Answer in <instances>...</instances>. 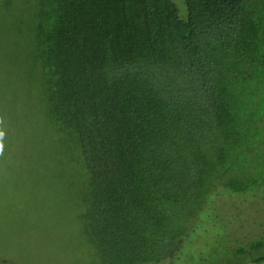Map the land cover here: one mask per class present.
I'll return each instance as SVG.
<instances>
[{
    "label": "trees",
    "instance_id": "obj_1",
    "mask_svg": "<svg viewBox=\"0 0 264 264\" xmlns=\"http://www.w3.org/2000/svg\"><path fill=\"white\" fill-rule=\"evenodd\" d=\"M183 3L34 1L39 112L78 147L93 264H264V0Z\"/></svg>",
    "mask_w": 264,
    "mask_h": 264
},
{
    "label": "rangeland",
    "instance_id": "obj_2",
    "mask_svg": "<svg viewBox=\"0 0 264 264\" xmlns=\"http://www.w3.org/2000/svg\"><path fill=\"white\" fill-rule=\"evenodd\" d=\"M34 1L0 0V264H93L78 147L42 120L37 59L26 54Z\"/></svg>",
    "mask_w": 264,
    "mask_h": 264
},
{
    "label": "clouds",
    "instance_id": "obj_3",
    "mask_svg": "<svg viewBox=\"0 0 264 264\" xmlns=\"http://www.w3.org/2000/svg\"><path fill=\"white\" fill-rule=\"evenodd\" d=\"M3 134L2 133H0V136H2Z\"/></svg>",
    "mask_w": 264,
    "mask_h": 264
}]
</instances>
